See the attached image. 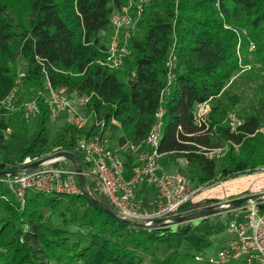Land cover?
<instances>
[{
  "label": "trees",
  "instance_id": "trees-1",
  "mask_svg": "<svg viewBox=\"0 0 264 264\" xmlns=\"http://www.w3.org/2000/svg\"><path fill=\"white\" fill-rule=\"evenodd\" d=\"M126 2L0 0V170H20L0 175V264H209L195 256L204 255L212 236L226 230L232 212L224 220L212 215L147 227L105 213L84 192L26 188L18 194L13 178L50 152H71L84 171L77 149L81 137L101 138L108 132V147L127 146L122 155L130 168L135 157L129 148H143L160 121L156 149L161 160L184 159L197 189L264 168V92L235 131L224 125L240 100L229 89L240 76V53L251 41L264 53V0L142 1L124 67L110 69L100 61L107 55L111 16ZM260 58L264 61V54ZM19 61L25 88L47 91L49 84L68 96H88V123H65L50 140L42 96L34 131L18 135V113H8L1 102L16 85ZM203 103L208 112L200 117L197 107ZM215 136L240 145V155L230 146L225 162L217 165L208 156L218 146ZM65 161L73 167L67 158L52 165L66 167ZM84 184L100 200L91 194L85 176ZM199 209L188 201L177 216Z\"/></svg>",
  "mask_w": 264,
  "mask_h": 264
},
{
  "label": "built area",
  "instance_id": "built-area-1",
  "mask_svg": "<svg viewBox=\"0 0 264 264\" xmlns=\"http://www.w3.org/2000/svg\"><path fill=\"white\" fill-rule=\"evenodd\" d=\"M142 1L146 0H127L124 6L113 12L112 33L108 37L106 58L100 61L102 65L110 69L124 67L125 58L129 54L130 25L134 27L140 17ZM46 87L49 95L46 98L43 96V102L47 107L49 121H55L60 114H67L70 116L69 122L77 127H84L88 123L91 117L86 110L88 96H68L64 90H54L49 84ZM76 104L82 112L76 108ZM22 110L36 117L40 112L38 100L23 103ZM207 112V103L198 105L197 113L200 117L206 116ZM160 115V112L156 114L158 118ZM240 124L242 120L235 113L227 114L224 125L231 131H235ZM160 127L158 121L147 135L143 148L141 145L131 147L135 158L130 168L126 166L119 149L104 145L98 136L90 139L82 137L77 142V149L86 164L82 172L88 179L91 194L99 196L103 204L121 219L140 221L147 227L157 225L158 220L162 223L170 222L174 216L179 215L180 207L188 201L192 202L194 196L192 182L187 177L158 172L161 154L156 148L161 135ZM56 160L45 162L33 170L26 169L15 176L12 181L18 185V194L22 195L26 188L44 193H83L74 167L53 166ZM146 184L157 193L153 207L144 206L137 196V191ZM257 202L248 200L233 209V217L225 230L228 234L227 243L215 255H197L195 260L209 264H229L239 260L242 264H264V212L258 209Z\"/></svg>",
  "mask_w": 264,
  "mask_h": 264
},
{
  "label": "rangeland",
  "instance_id": "rangeland-1",
  "mask_svg": "<svg viewBox=\"0 0 264 264\" xmlns=\"http://www.w3.org/2000/svg\"><path fill=\"white\" fill-rule=\"evenodd\" d=\"M134 30L135 27H131L130 25V35L134 32ZM263 54L262 49L258 48L252 41L248 43L244 47V50L240 53V76H237L236 80L229 85L230 93L236 94L240 97L239 102L234 105L233 110L230 112L235 113L240 120L243 119L242 115L244 113L250 112L254 108L253 100L255 97L263 94L264 92V61L260 58ZM122 73L125 77H127L130 74V71L129 69H125ZM24 75L23 63L19 61L16 66V85L6 99L1 102V106L8 113H18V117L16 118L18 124L15 126V131L19 133L18 135L25 134L29 136L34 131L36 117H33L23 111L22 104L42 96L46 98L49 94L45 89H35L33 87H30L29 89L25 88ZM76 108H78L77 104ZM78 110L82 112L81 109L78 108ZM69 120V115L60 114L57 116L55 121H49L47 124L49 139L51 140L55 135L61 132L65 123H70ZM219 125L221 124L219 123ZM9 131L10 130L4 134L5 137H9ZM100 140L104 145L109 146L108 132H105ZM214 141L218 142V146L215 148L216 150L208 156H211L216 161L217 165H221L225 162L230 146L237 153V155H240V145H233L229 142L218 141L217 136L214 137ZM129 149L130 152L135 155L132 148L130 147ZM127 150V146L119 149L121 154ZM52 153L53 152H50L47 155ZM25 161H30V159L26 158ZM63 164L67 168L70 166L68 161L63 162ZM158 172L163 174H180L187 177L189 180L191 176V168L182 158L167 162L162 161L160 158ZM142 188L148 192V195L154 201L152 205L146 204L145 206L153 207L157 199L155 189L147 184L143 185ZM191 189L194 193L192 201L194 208L199 209L205 205H216V207H222L227 205V203L235 197L237 198L240 196H248L250 194L264 192V168L254 173L243 174L233 178L221 180L214 185L203 187L201 189L195 188L192 183ZM226 213L227 212H223L215 216L224 220ZM55 220L57 221L59 218H56ZM70 228L74 229L75 226L70 225ZM227 238L228 234L226 231L212 236L211 245L204 250V255H215V253L223 247ZM229 264H241V261L239 260Z\"/></svg>",
  "mask_w": 264,
  "mask_h": 264
},
{
  "label": "water",
  "instance_id": "water-1",
  "mask_svg": "<svg viewBox=\"0 0 264 264\" xmlns=\"http://www.w3.org/2000/svg\"><path fill=\"white\" fill-rule=\"evenodd\" d=\"M59 158H67L71 161V163L74 167V170L77 174L78 182L81 185V187L83 188V192L88 194L89 197H91L92 203L94 205H96L97 207H99L105 213H107L111 216H115L114 213L108 207H106L100 200H98V199L92 197V195H90L89 190L86 188V186L84 184V175L82 172V168L78 164L76 158L73 156V154L71 152H69V151H55L52 154L47 155L45 157H42V158L34 161L33 163H31L29 166V169L33 170V169L37 168L40 164H43L45 162L52 161L55 159H59ZM19 171L20 170H14V171H2V170H0V175L15 174ZM262 198H264V192L254 193V194H250L248 196H242V197L234 198V199L230 200L227 203V205L222 206V207L208 206V207H204L202 209H199V210H197L191 214H188V215L174 216L170 222L163 223V225H176V224H180V223H185V222H190V221H195V220H200V219H206L212 215L221 214L223 212L230 213L233 209L239 207L240 205H242L243 203H245L248 200H257L258 201L257 202L258 209L261 211H264V202H262ZM159 222H162V221L158 220L156 223H159Z\"/></svg>",
  "mask_w": 264,
  "mask_h": 264
},
{
  "label": "crops",
  "instance_id": "crops-1",
  "mask_svg": "<svg viewBox=\"0 0 264 264\" xmlns=\"http://www.w3.org/2000/svg\"><path fill=\"white\" fill-rule=\"evenodd\" d=\"M156 195H157V193H156ZM137 196L145 205L146 204L152 205V203L154 202L153 199L148 195V192H146L145 189L142 187L137 191ZM227 240H228V238H227ZM227 240L225 243H227ZM225 243H224V245H225ZM241 264H242V261H241Z\"/></svg>",
  "mask_w": 264,
  "mask_h": 264
},
{
  "label": "flooded vegetation",
  "instance_id": "flooded-vegetation-1",
  "mask_svg": "<svg viewBox=\"0 0 264 264\" xmlns=\"http://www.w3.org/2000/svg\"><path fill=\"white\" fill-rule=\"evenodd\" d=\"M240 197H242V196H240ZM236 198V197H235ZM238 198V197H237ZM206 206H216V205H205V206H203L202 208H204V207H206Z\"/></svg>",
  "mask_w": 264,
  "mask_h": 264
}]
</instances>
